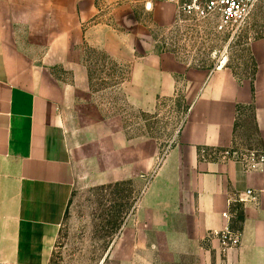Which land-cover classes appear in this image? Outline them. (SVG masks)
<instances>
[{
  "label": "crops",
  "instance_id": "1",
  "mask_svg": "<svg viewBox=\"0 0 264 264\" xmlns=\"http://www.w3.org/2000/svg\"><path fill=\"white\" fill-rule=\"evenodd\" d=\"M140 7L156 27L177 12L167 0H0V264H52L84 130L111 162L107 181H147L101 264L112 254L117 264H264V164L248 171L242 161L264 152V36L250 44L251 75L201 71L163 49ZM90 51L127 68L117 86L137 108L187 100L165 155L150 134H130L121 113L103 115ZM248 117L255 137L243 134ZM206 147L236 151L204 158ZM227 225L241 242L224 254L211 233Z\"/></svg>",
  "mask_w": 264,
  "mask_h": 264
},
{
  "label": "rangeland",
  "instance_id": "2",
  "mask_svg": "<svg viewBox=\"0 0 264 264\" xmlns=\"http://www.w3.org/2000/svg\"><path fill=\"white\" fill-rule=\"evenodd\" d=\"M138 13L141 23L153 31V37L160 41L163 49L176 54L190 67L207 72L223 65L232 68L239 77L252 74L254 63L250 44L264 36V0L255 5L246 23L235 33L218 32L215 21H197L178 11L171 23L151 26V19L141 7ZM88 53L91 88L99 104L103 105V115L121 113L130 134H150L158 141L160 155H164L174 144L187 118V100L178 93L160 98L156 108L150 112L137 108L128 101L124 88L117 86L121 84V79L128 78L127 68L120 69L95 51ZM73 122L74 125L79 123L77 119ZM244 126L243 134L255 137L249 117ZM94 137L95 133L90 130L80 133V142H85L83 153L75 162L77 180L61 225L52 264H101L104 252L116 249V237L122 223L133 214L147 184L144 178L140 183L132 180L107 181L106 173L111 171V162L106 154H100V149H94ZM249 148L253 149V146ZM124 245L126 252L132 249L126 243ZM112 255L105 264H117Z\"/></svg>",
  "mask_w": 264,
  "mask_h": 264
},
{
  "label": "built area",
  "instance_id": "3",
  "mask_svg": "<svg viewBox=\"0 0 264 264\" xmlns=\"http://www.w3.org/2000/svg\"><path fill=\"white\" fill-rule=\"evenodd\" d=\"M175 3L179 14L200 21L211 19L215 21L218 32L235 33L246 23L255 5L260 0H168ZM219 65L218 67H220ZM166 154V153H165ZM164 154V155H165ZM233 154L226 150L220 153V158H230ZM246 170L252 171L264 164V152L256 150L242 155ZM226 219H231V214H223ZM211 236L218 239L222 253L237 247L241 242V232L234 230L230 225L223 229L214 230Z\"/></svg>",
  "mask_w": 264,
  "mask_h": 264
},
{
  "label": "trees",
  "instance_id": "4",
  "mask_svg": "<svg viewBox=\"0 0 264 264\" xmlns=\"http://www.w3.org/2000/svg\"><path fill=\"white\" fill-rule=\"evenodd\" d=\"M229 150L232 154L236 151L235 148L232 149H223V148H202L200 149V156L204 158H215L219 157L220 153Z\"/></svg>",
  "mask_w": 264,
  "mask_h": 264
}]
</instances>
